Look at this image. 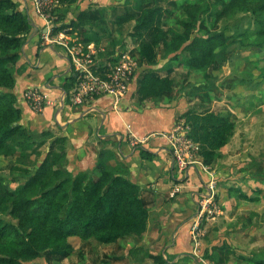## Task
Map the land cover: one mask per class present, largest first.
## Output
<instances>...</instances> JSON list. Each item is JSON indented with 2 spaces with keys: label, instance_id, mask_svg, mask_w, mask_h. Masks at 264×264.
Returning <instances> with one entry per match:
<instances>
[{
  "label": "trees",
  "instance_id": "obj_1",
  "mask_svg": "<svg viewBox=\"0 0 264 264\" xmlns=\"http://www.w3.org/2000/svg\"><path fill=\"white\" fill-rule=\"evenodd\" d=\"M76 1L60 0L71 4ZM217 3L222 6V11L214 14L217 20L223 21L238 11H247L260 26L259 38H264V0H217ZM140 5L136 15L126 4L124 13L118 15L115 22L118 26L134 24L130 36L137 39L140 53L151 67L159 64L158 48L162 46L169 56L164 63L179 60L183 53H187L189 71L208 73L219 68L222 53L235 44L231 34H194L202 9L193 0H186L183 8L187 16L183 32L164 28L169 9L146 5L144 0H140ZM89 21V12L83 11L72 22V27L85 43L93 40L100 43L111 37L107 31L105 36L103 32L94 31ZM33 29L32 20L19 10L16 0H0V156L13 148L27 158L40 156L43 143L38 138H44L43 142H46L56 137L51 130L43 131L40 136L28 134L21 123L23 112L16 105L17 98L10 92L16 85V78L9 65H18L25 37ZM61 29L63 27L55 29L54 34ZM206 77L210 78V74ZM64 86L66 91L70 89L67 82ZM174 89L171 78H160L147 72L140 83L139 99L143 102L158 98ZM183 119L191 129L189 137L199 145L198 154L203 164L212 166L231 142L235 124L226 114H204L194 109L188 110ZM66 140L65 137L53 140L37 168L34 171L25 169L28 179L15 190L8 188L4 178L0 177V264H43L38 260L44 253L66 251L69 239L74 237L111 244L147 231L150 211L142 198V187L129 179L130 168L118 162L113 165L114 152L103 150L98 154L97 178L89 172L69 176ZM139 150L143 159L154 157L144 147ZM179 196L172 198V208L178 211L182 204ZM187 198L193 200L192 206L196 205L192 196ZM200 226L204 227L205 222ZM151 258L154 264H167L162 254L151 255ZM250 260L264 264V260Z\"/></svg>",
  "mask_w": 264,
  "mask_h": 264
},
{
  "label": "rangeland",
  "instance_id": "obj_2",
  "mask_svg": "<svg viewBox=\"0 0 264 264\" xmlns=\"http://www.w3.org/2000/svg\"><path fill=\"white\" fill-rule=\"evenodd\" d=\"M144 1L149 2L151 6L162 5L169 8L170 14L164 18L165 29L183 32V23L187 20L182 6V1L185 0ZM193 1L202 9L194 33L199 35L215 32L231 34L235 44L228 51L222 53L219 68L208 72L210 78L206 77L208 74L206 71H200L196 74L189 72L188 78L177 71L175 79L177 85L176 87L174 85L177 105L178 103L181 105L180 101L184 100L186 103L189 102L188 108L192 105L196 107L205 105L207 108L201 109L202 112L225 113L235 124V130L231 142L222 150L220 157L209 169H204L205 165L200 164L203 169L199 167L201 170L199 173L206 175L204 181H198L195 172L193 179L187 178L186 174L183 173L178 184L189 183L187 186L190 189L187 194L192 191L199 193L198 197L192 196L196 205L189 207L191 210L189 216L192 217L191 220H194V224L191 223L190 226L194 236L196 234L193 233L195 227L203 229L200 226L203 221L207 226L208 232L204 234L202 231H198L200 234L197 232L196 235L199 236L198 240L205 243V247H202L203 244L201 245L198 256L202 264L206 263L208 258H213L216 261L210 260L213 264H255L250 260L251 258L264 260V38H259L260 26L251 13L238 11L226 20L220 21L214 15L222 11V6L217 3V0ZM53 2L56 7L52 10V14L59 17L56 23H63L64 27H68L67 21L71 19L70 14H74L75 9L81 8L80 4L78 1L72 4L61 3L60 0H53ZM126 4L130 5L128 7H131L136 15L138 14L141 8L140 0H97L95 4L89 6L92 12V20L95 21L96 18L101 23L104 36L105 31L111 35L110 38L104 39L100 43L105 42L106 45L110 46L123 45V40L125 43V41H130V38H134L130 36L134 26L132 22L124 26H118L115 22L117 16L124 13ZM24 9V5L19 4V10L24 13ZM32 9L31 16L37 19L38 15L34 4ZM33 32L32 30L25 37L24 46L33 36ZM40 33L42 34L40 36L41 42L52 45L44 38L43 31ZM30 60L33 64L38 61L35 54L30 57ZM167 60L161 59L159 64L162 65ZM58 61L57 54H45L43 64H47L48 68L51 69L53 64H58ZM9 67L15 76L18 73L20 77L21 74L25 73L24 65L17 67V65L10 64ZM154 68L155 66L149 65L148 68L144 69V73L152 71ZM37 72L40 73V71ZM188 79L190 86L187 89L185 84ZM71 80L73 79L67 80L68 86L72 84ZM139 84L138 77L137 89ZM26 90L22 93L23 97ZM187 98H191L190 101H187ZM51 101H53L52 96ZM28 105L34 113L41 114V112L35 111L30 104ZM66 106L75 108L70 105ZM185 110L188 111L189 109ZM172 115V111L163 114L162 127L159 128H168L173 122ZM178 115L175 124L180 121L183 122V128L190 134L191 129L186 120L183 119L184 114ZM24 128L29 134L27 128L25 126ZM41 133L35 135L40 136ZM43 140L45 139L38 138V141L43 143L40 148V156L32 155L29 159L21 156L19 152H16L18 150L14 148L8 154L0 156V177L4 178L8 188L15 190L24 184L28 179L25 169L34 171L44 159L48 149L47 145L51 141L43 142ZM191 154L192 157L187 158L188 161L198 160L203 163L197 151L191 150ZM212 183H214V188L208 191ZM209 194L213 198L207 203L205 199L209 197ZM189 196L191 197V195ZM172 198H168L167 202H172ZM181 202H186V200ZM200 210L205 211L202 216H200ZM209 210L213 211V214L207 212ZM195 219L198 220L195 221ZM92 244L94 245V243ZM73 245L80 248L84 244H80L78 241L77 244L73 243ZM80 259L79 256L78 259L75 258L74 262Z\"/></svg>",
  "mask_w": 264,
  "mask_h": 264
},
{
  "label": "crops",
  "instance_id": "obj_3",
  "mask_svg": "<svg viewBox=\"0 0 264 264\" xmlns=\"http://www.w3.org/2000/svg\"><path fill=\"white\" fill-rule=\"evenodd\" d=\"M16 1L24 5V14H27L36 26L33 25V36L20 52L21 59L17 67L24 65L25 73L21 74L20 77L17 73L15 76L16 85L10 90L17 98L16 105L19 106L17 107L23 110L21 123L31 135L46 130L55 133L56 137L48 140L51 142L47 145V152L50 150L53 140L60 137L67 138L65 150L69 176L77 172H89L93 178H97L99 176L96 170L98 154L103 150L113 151L116 158L115 162L111 163L114 165L118 162L130 168L129 179L142 187V198L150 211L149 225L147 231L142 235H129L111 244H102L96 239L82 240L74 237L69 239L66 251L46 252L38 261L43 264H154L151 255L162 254L167 264H202L198 256L201 245L203 244L202 247H205V243L198 240L197 234L194 236L191 232L190 226L191 223L194 224V220H191L192 217L189 216L191 210L188 205L194 204L192 199L191 202L187 198L188 195L198 197L199 193L192 191L187 194L190 189L187 186L189 183L178 184L180 181V175L177 172L178 167L168 141L162 137V134L169 133L173 129L178 114H185L187 111L185 109L195 108L194 110L207 114V112L201 111L207 107L205 105H199L200 107L192 105L188 108L189 102L186 103L184 100L180 101L181 105L179 103L177 105L176 91L164 93L158 98H149L142 102L139 99V94H135L139 91L140 84L132 95L122 101L118 109L113 107L112 100L103 97L80 107L63 106L62 97L67 89L64 84L71 78L70 61L61 48L40 42L39 39L42 35L40 32H45V21L38 16L37 19L31 16L32 1ZM96 2L97 0H78L81 8L75 9L74 14H70L71 19H67V23L72 24L81 12L88 11L90 14L89 25L94 31L102 32L101 23L96 18L95 21L92 20V12L89 7ZM182 3L184 8L186 0ZM146 5H150V3L146 2ZM130 39L125 43L123 40L122 44L132 51L137 64L139 83H141L144 74L148 72L156 77L171 78L176 87L177 71H180L179 74L186 76V78H188L189 72L192 74L200 72L189 71L186 65L188 54L183 53L179 60L171 61L170 64H157L152 71L144 73V69L149 67V63L141 55L137 39ZM93 42L98 48L107 50L116 47L106 45L105 42L97 43L95 40ZM33 54L38 59L35 64L30 60ZM45 54H57L58 64H53L51 69L48 68L47 64H43ZM161 59H169L162 46L158 48L159 63ZM189 86L190 81L188 79L185 87L188 89ZM31 87L47 89L55 104L47 106L41 114L34 113L22 94ZM187 99L190 101L191 98ZM199 101L201 102L200 98ZM168 111L173 112V122L168 128H159L162 127L163 114ZM214 113L219 114L220 112ZM142 147L153 153L154 157L150 160L143 159L139 150ZM199 167H201L200 164L189 166L185 173L186 177L193 179L195 172L197 180L204 181L206 175L199 173L201 171ZM209 167L211 166H204V169L207 170ZM201 168L203 169V167ZM175 186H182L179 197H182L181 201L186 200V202H182L180 211L172 208V202H167L168 198L174 197L171 191ZM191 204L189 206H192ZM204 227L200 231L205 234L208 232L206 224ZM78 241L80 244H84L80 248L73 245V243L77 244ZM79 256L81 259L74 262L75 258L78 259ZM212 259L208 258L204 264H213L210 261ZM212 261L216 262L214 259Z\"/></svg>",
  "mask_w": 264,
  "mask_h": 264
},
{
  "label": "built area",
  "instance_id": "obj_4",
  "mask_svg": "<svg viewBox=\"0 0 264 264\" xmlns=\"http://www.w3.org/2000/svg\"><path fill=\"white\" fill-rule=\"evenodd\" d=\"M32 2L38 17L45 21L44 38L52 45L61 48L71 64L70 79L74 81L71 80L70 89L64 92L62 105L80 107L103 97L112 100L113 107L118 109L122 101L132 95L137 87L138 69L132 51L124 45H117L107 50L98 48L93 42L87 44L71 23L68 27H64L63 23H56L59 17L52 14V10L56 7L53 0H32ZM59 27L63 29L54 34V30ZM24 99L35 111L41 113L47 106L54 104L49 91L43 87L26 90ZM183 124L181 121L177 122L169 133L162 134V137L168 141L180 176L185 174L191 165L204 166L201 161L187 160L192 157L191 150L197 151L198 154L199 145L189 137V132L185 131ZM187 128L189 130V127ZM213 188L214 183L210 184L208 191ZM181 190L182 186H175L172 195L179 194ZM212 198L213 196L209 194L205 201L208 203ZM204 212L200 210V216ZM207 212L213 213L211 210ZM198 231L200 229L197 227L193 229V233L197 234Z\"/></svg>",
  "mask_w": 264,
  "mask_h": 264
},
{
  "label": "water",
  "instance_id": "obj_5",
  "mask_svg": "<svg viewBox=\"0 0 264 264\" xmlns=\"http://www.w3.org/2000/svg\"><path fill=\"white\" fill-rule=\"evenodd\" d=\"M35 26V24H33ZM36 27V26H35ZM37 29V28H36Z\"/></svg>",
  "mask_w": 264,
  "mask_h": 264
}]
</instances>
